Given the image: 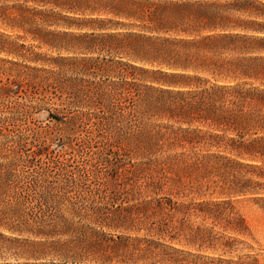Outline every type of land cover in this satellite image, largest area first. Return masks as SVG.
<instances>
[{
    "label": "trees",
    "instance_id": "obj_1",
    "mask_svg": "<svg viewBox=\"0 0 264 264\" xmlns=\"http://www.w3.org/2000/svg\"><path fill=\"white\" fill-rule=\"evenodd\" d=\"M0 23L54 53L0 34L41 66L0 81V264H259L187 261L172 219L207 191L264 214L239 171L264 181V0H0ZM50 106L54 129L23 118Z\"/></svg>",
    "mask_w": 264,
    "mask_h": 264
},
{
    "label": "rangeland",
    "instance_id": "obj_2",
    "mask_svg": "<svg viewBox=\"0 0 264 264\" xmlns=\"http://www.w3.org/2000/svg\"><path fill=\"white\" fill-rule=\"evenodd\" d=\"M0 34H3V38L8 42H15L17 45H24V49L18 47V54H26V57L30 54H40L41 56H53L54 53L48 51L46 48H38L36 43L31 42L28 38L17 40V36H22V33L17 30H11L0 23ZM9 62L16 63L13 65ZM31 67H41L40 64L30 63L28 59H23L20 56L9 55L5 52H0V81L2 83L6 82V79L14 80L16 75L22 70V66ZM22 95V94H20ZM46 107L47 110L35 111L31 117H23L24 120L28 122L31 120L37 125L47 126L50 129H54L56 120L55 118H49V112L52 116H56L54 108L56 106ZM13 109V108H12ZM12 109H3V111H9ZM52 149H57L58 147L54 144ZM59 149V148H58ZM227 154V153H225ZM241 175H244V179H252L253 182L258 181L261 183V189H258V194L264 197V181L257 180L255 176L251 175V172L246 170H239ZM212 191H207L205 195L199 196L196 194H187L186 197L179 198L184 203H187V212L185 214H177L173 219L174 225H178L182 220L185 224L184 231H173L172 234L177 236V241H175L174 246L182 250L187 251V261H191L194 258L189 257L191 254L193 257H223L236 259L240 255L251 254L257 255L259 259V264H264V214L259 209V204L261 201L255 200L250 194L244 196H235L230 198H225L224 196H218L217 194L211 195ZM204 193V191H203ZM202 193V194H203ZM223 199H228L231 201L230 205L221 206H201L198 205L202 201H220ZM191 203V204H190ZM210 210L215 214L219 215L216 221L208 218L204 215L201 210ZM232 216H241L245 219L248 226L249 234L245 236H237L231 231H225L222 227L223 224L227 222ZM204 231V234H197L196 231ZM141 235V234H140ZM233 237L236 242L232 244V252H224V246L226 244V237ZM185 238H187V245L185 243ZM200 238V239H199ZM202 238V239H201ZM204 240V245L195 243V240ZM203 258L196 259L199 264L202 263Z\"/></svg>",
    "mask_w": 264,
    "mask_h": 264
}]
</instances>
